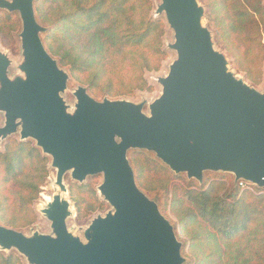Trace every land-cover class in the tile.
Segmentation results:
<instances>
[{
  "label": "water",
  "instance_id": "water-1",
  "mask_svg": "<svg viewBox=\"0 0 264 264\" xmlns=\"http://www.w3.org/2000/svg\"><path fill=\"white\" fill-rule=\"evenodd\" d=\"M0 11L19 13L23 56L22 75L10 77L12 61L0 52V139L34 141L52 160L58 190L41 209L51 233L28 236L0 225L1 252L17 251L27 264H185L173 223L138 185L130 151L153 153L200 183L207 172L225 173L264 190V91L230 70L199 0L157 6L174 33L167 49L177 54L167 76L156 78L159 98L98 101L80 86L73 107L63 97L70 74L44 45L35 0H0ZM67 175L81 184L103 176L98 190L112 208L84 240L68 226Z\"/></svg>",
  "mask_w": 264,
  "mask_h": 264
},
{
  "label": "trees",
  "instance_id": "trees-1",
  "mask_svg": "<svg viewBox=\"0 0 264 264\" xmlns=\"http://www.w3.org/2000/svg\"><path fill=\"white\" fill-rule=\"evenodd\" d=\"M204 2L218 43L256 84L244 64L254 55L252 43L264 26V0ZM154 9V0H35L37 20L47 28L42 34L47 51L96 97L155 91L147 74L160 72L170 51L165 45L168 24L154 17ZM21 29L19 13L0 11V40L5 46L17 48ZM232 39L239 42L238 55L228 43L233 44ZM48 162L31 143L10 141L0 151V225L20 230L35 224L33 208L49 178ZM131 163L140 186L164 190L161 211L178 219L174 227L183 256H188L185 264H264L263 192L255 195L232 187L226 177L191 180L147 151L134 152ZM71 197L80 217L108 204L98 197L93 183L72 186ZM258 229H263L260 239L255 238ZM244 240L245 247L232 257L233 247ZM0 264L27 263L18 253L0 251Z\"/></svg>",
  "mask_w": 264,
  "mask_h": 264
},
{
  "label": "rangeland",
  "instance_id": "rangeland-1",
  "mask_svg": "<svg viewBox=\"0 0 264 264\" xmlns=\"http://www.w3.org/2000/svg\"><path fill=\"white\" fill-rule=\"evenodd\" d=\"M199 2L205 8V12H206V17L203 20V24L205 26H207L211 30V32L213 33L215 48L226 55V57L230 63L229 64L230 70L232 72H234L237 77L245 79V81L248 85L256 88L260 92H263L264 91V60H263V58H264V26L261 27V31L256 38L257 42L255 39L256 43L255 42L252 43V44H254V55H252L250 58H248L249 62H247V60H248L247 59L245 61L247 63L244 64V66L247 70L252 71V77L258 81L255 84L253 81H251L250 79L247 78L248 76H247L246 72L240 71L239 69H237V67L235 66L234 57L222 45H220L218 43L217 37H216V32L213 29V27L210 26L209 20L207 18L208 17V5L204 2V0H199ZM160 3H161V0H154L155 9L153 11V15L155 18L163 19V20L165 19V21H166L165 15L158 17L155 14L157 6ZM232 42H233V44L230 41H228V43L231 45L234 53L238 55V44H239V42H237L236 40H233V39H232ZM171 43H174V33H173V31L170 30V28H167V34L165 36L166 48H167V45L171 44ZM239 50H241V49H239ZM0 52L7 54L8 57L10 58V60L12 61V65L9 68L10 77L22 75L21 71L19 70V65L23 61L20 39L18 38V46L16 49L9 48V47L5 46L2 43V41L0 40ZM176 58H177L176 52L170 51V57L164 63L162 70L158 73L147 74V78H148L149 82L152 83L155 87V91L153 93L137 92L136 95L133 97H119V98H111V97H106V96L105 97H96L95 95L90 93L88 85H85V84L81 83L80 81H77L76 79H74L71 76L69 68H65V67L61 66L70 74V80L68 82V89L64 93L63 97H64L65 101L67 102V104L69 106L73 107L75 102H76V99H75L73 93L75 92V90L78 87L82 86V87L87 88L89 94L98 101H102L105 98H109L111 100H118V99L123 100V99H125L128 101H132L134 103H141L145 100L148 102H153L154 100L159 98L161 93H162V87L159 84H157L156 78L160 77V76L161 77L167 76V74L169 72V66L171 65V63ZM253 61H254V63H253ZM145 111H146V113H149L148 108H146ZM4 123H5L4 115L0 113V127H3ZM10 141H16L19 143H31L33 146L38 148L34 141L27 140L25 142H21L20 135L15 134V135L10 136L7 140H1L0 139V151L1 152H3L5 150L8 142H10ZM38 149L41 151V153H43L40 148H38ZM134 152H137V151H130V153H129L130 162H131V158H132V155ZM149 154L152 155L153 157H155L156 159H158L155 154H153V153H149ZM42 155L49 159V162H48L49 163L48 164V166H49V178L47 179L46 184L42 188V193L40 194V198L34 204L33 209L37 214V220H36L35 224H33L31 227L20 229V230L13 228L14 230L23 232L28 236L32 235L35 232H39V233H43V234H50L51 233V223L41 214V209H43V207L50 200H52L53 197L58 192L57 187L55 185L57 172L54 169H52V167H51V162H52L51 158L47 155H44V154H42ZM131 165H132V163H131ZM182 175L186 176L185 174H182ZM212 175L216 176L215 179H220V178L226 177V180L228 181V183L232 184V187L235 184V186H237V187L239 186V188L241 190H244V189L247 190L248 189L250 192H252L255 195L258 194V190H260L264 194V190L259 189L256 186H252V187L248 186L247 188L240 186L241 181L237 184L235 181V177L231 174L207 172L204 174V180H207ZM94 179H95V181H93ZM150 182H151V180L148 181V184ZM89 183H93V187L96 190L98 197L100 199H102V201H105L104 198L100 195V192L98 190L100 185L103 183V176L89 177L83 184H89ZM76 184L79 185V182L74 181L70 175H67V177L65 179V185L67 186V189H68L66 199L70 201L71 210L73 213L71 218L68 220V226L75 235L79 236L80 238H82L84 240V232L91 225L92 221L95 218H97L98 216H105L109 211L112 210V208L110 205L107 204L105 206V208L101 211H97V212H95L92 215L87 216V217H85V216L80 217L79 210H78L75 202L73 201V199L71 197V188H72V186H74ZM138 185H139V183H138ZM150 186L154 187L152 184H150ZM139 187L151 200L155 201L159 205L160 210L164 207L165 193H164V190L162 188H153L152 189V188H147V187H143L140 185H139ZM165 216L173 223V225L178 222V219L175 218L170 212H168V214ZM9 228H11V227H9ZM255 229H256V226H255ZM261 233H263V229L262 230L258 229L255 238L260 236L259 237V239H260L263 236V235L261 236ZM246 243H247V240H244V241H241L240 243H238V245H235L232 249V255L231 256L232 257L236 256L238 251L240 249H242L243 247H245ZM5 253L10 254L8 252H5ZM11 253H18V252L12 250ZM189 254L191 255L192 253L190 252ZM185 259L187 261L188 256H185Z\"/></svg>",
  "mask_w": 264,
  "mask_h": 264
},
{
  "label": "built area",
  "instance_id": "built-area-1",
  "mask_svg": "<svg viewBox=\"0 0 264 264\" xmlns=\"http://www.w3.org/2000/svg\"><path fill=\"white\" fill-rule=\"evenodd\" d=\"M240 186H242V187H244V188H247L248 186L252 187V186H254V185L251 184V183H247V182L241 181Z\"/></svg>",
  "mask_w": 264,
  "mask_h": 264
},
{
  "label": "flooded vegetation",
  "instance_id": "flooded-vegetation-1",
  "mask_svg": "<svg viewBox=\"0 0 264 264\" xmlns=\"http://www.w3.org/2000/svg\"><path fill=\"white\" fill-rule=\"evenodd\" d=\"M43 154V153H42Z\"/></svg>",
  "mask_w": 264,
  "mask_h": 264
}]
</instances>
